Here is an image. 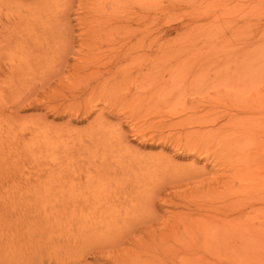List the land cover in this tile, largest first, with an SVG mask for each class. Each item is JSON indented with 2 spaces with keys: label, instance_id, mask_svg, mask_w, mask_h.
Here are the masks:
<instances>
[{
  "label": "rangeland",
  "instance_id": "obj_1",
  "mask_svg": "<svg viewBox=\"0 0 264 264\" xmlns=\"http://www.w3.org/2000/svg\"><path fill=\"white\" fill-rule=\"evenodd\" d=\"M0 264H264V0H0Z\"/></svg>",
  "mask_w": 264,
  "mask_h": 264
},
{
  "label": "bare ground",
  "instance_id": "obj_2",
  "mask_svg": "<svg viewBox=\"0 0 264 264\" xmlns=\"http://www.w3.org/2000/svg\"><path fill=\"white\" fill-rule=\"evenodd\" d=\"M23 23V22H22ZM64 24V22H62L60 19H45V20H39L37 22V19L34 20V22L31 25V28L26 29V34L30 39V46L33 49V51H35L36 49H40L44 44H46L48 42V35H50L49 40L53 41L54 39H57L58 37L62 36L64 33H61V31L59 33H56V31H58V28H60L62 25ZM22 25V24H21ZM64 31V30H63ZM11 32V31H10ZM66 33V32H65ZM24 36V35H23ZM16 42L19 43V38L16 39ZM18 50V48H16ZM22 51V50H21ZM33 51H31V53H33ZM49 143V141H47ZM59 140L57 139V141H55L54 143H52L51 145H47L51 148L52 153H49L50 155H56V152L58 153V151H63L64 149H66L67 145H63L62 147L60 146V150H56V148L59 146ZM58 143V144H57ZM34 145V144H33ZM61 145V144H60ZM40 147V146H39ZM44 147V144H43ZM72 147V146H71ZM96 147V146H95ZM32 149V148H31ZM43 149V148H42ZM62 149V150H61ZM68 149V148H67ZM71 149V148H70ZM31 151V150H30ZM43 151V150H41ZM67 151V150H66ZM65 151V153H66ZM72 151V150H71ZM44 152V151H43ZM68 152V151H67ZM42 153V152H41ZM62 153V152H61ZM72 153V152H71ZM71 155V154H70ZM61 156V155H60ZM165 163V162H164ZM159 162H155L154 160L145 163V174L149 175L150 174V167L155 165L156 169L161 168L159 166ZM168 164V163H166ZM151 165V166H149ZM154 166V167H155ZM165 166V165H164ZM140 167L143 166L140 165ZM154 171V170H153ZM143 175V174H142ZM152 197V196H151ZM126 198V197H125ZM143 206V205H142ZM126 216V215H125ZM104 220V219H103ZM96 225V224H95ZM91 227V226H90Z\"/></svg>",
  "mask_w": 264,
  "mask_h": 264
}]
</instances>
